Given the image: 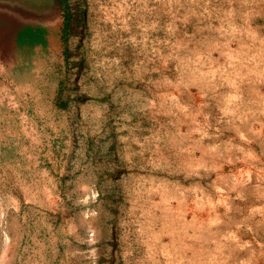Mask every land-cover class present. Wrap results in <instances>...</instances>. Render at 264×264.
Segmentation results:
<instances>
[{
  "label": "rangeland",
  "instance_id": "rangeland-1",
  "mask_svg": "<svg viewBox=\"0 0 264 264\" xmlns=\"http://www.w3.org/2000/svg\"><path fill=\"white\" fill-rule=\"evenodd\" d=\"M60 6L0 38V264H264V0Z\"/></svg>",
  "mask_w": 264,
  "mask_h": 264
},
{
  "label": "water",
  "instance_id": "water-1",
  "mask_svg": "<svg viewBox=\"0 0 264 264\" xmlns=\"http://www.w3.org/2000/svg\"><path fill=\"white\" fill-rule=\"evenodd\" d=\"M60 10V0H0V26L9 25L10 29L9 32L0 27V38L4 40L8 36L10 40L16 38L20 42L25 37V42L31 39L40 42L47 27L55 30ZM39 17L46 21L44 25L38 23Z\"/></svg>",
  "mask_w": 264,
  "mask_h": 264
},
{
  "label": "bare ground",
  "instance_id": "bare-ground-1",
  "mask_svg": "<svg viewBox=\"0 0 264 264\" xmlns=\"http://www.w3.org/2000/svg\"><path fill=\"white\" fill-rule=\"evenodd\" d=\"M41 19H42V18H40V17H39V18H38V22H40V21H41Z\"/></svg>",
  "mask_w": 264,
  "mask_h": 264
},
{
  "label": "flooded vegetation",
  "instance_id": "flooded-vegetation-1",
  "mask_svg": "<svg viewBox=\"0 0 264 264\" xmlns=\"http://www.w3.org/2000/svg\"><path fill=\"white\" fill-rule=\"evenodd\" d=\"M41 9L43 10V6L41 7Z\"/></svg>",
  "mask_w": 264,
  "mask_h": 264
},
{
  "label": "trees",
  "instance_id": "trees-1",
  "mask_svg": "<svg viewBox=\"0 0 264 264\" xmlns=\"http://www.w3.org/2000/svg\"><path fill=\"white\" fill-rule=\"evenodd\" d=\"M67 19H68V17H67ZM69 20V19H68Z\"/></svg>",
  "mask_w": 264,
  "mask_h": 264
}]
</instances>
